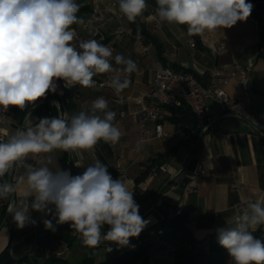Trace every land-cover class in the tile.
<instances>
[{"label": "crops", "instance_id": "0c3cea01", "mask_svg": "<svg viewBox=\"0 0 264 264\" xmlns=\"http://www.w3.org/2000/svg\"><path fill=\"white\" fill-rule=\"evenodd\" d=\"M146 2L148 8L138 18L155 42L132 32L127 18L119 10L118 0H88L90 11L81 16L85 21L83 25H89L88 28H83V25L74 27L82 40L96 39L104 45L109 44L113 49L111 63L114 68L124 67L115 63L116 54L131 58L138 66V70L130 75L119 73L121 80L127 77L131 81L130 86L119 95L108 83L117 72L93 77L96 84L92 88L79 85L63 88V93L67 92L78 111L90 109L95 99L103 97L108 102V110L116 113L112 123L122 135L114 144L102 141L110 152L106 159L107 167L114 180L121 179L127 183L139 205V214L149 221L138 237L130 238L128 246L121 247L115 242L102 241L94 250L95 259L97 262L109 261L123 251L136 249L141 241L145 242L148 238L160 241L163 232L159 224L172 218L170 215L173 210L182 206V214L190 218L187 227L195 239V250L201 252L198 264H213L208 247L218 242L217 230L234 226L249 202L264 200V137L253 128L249 120L222 116L214 101L209 102L207 113L212 121V131L201 128L197 137L193 133L185 134L167 119L168 113L165 112L160 121L165 135L155 137L154 123H148L151 134L141 141L140 127L134 116L140 109L138 97L149 92L157 65L161 64L162 59L167 66L197 74L205 85L209 84V75L214 70L227 72L235 63L248 66V113L250 120L264 122V41H260L261 25L250 15L246 21H238L231 28L199 35L200 45L191 46L188 43L191 38L181 27L176 23L161 22L156 16V8L150 5L149 0ZM97 14L102 17L101 21L93 20ZM96 32L103 36V41L95 36ZM79 41L76 38L75 43ZM140 46L146 48V51ZM59 81L62 80L56 83ZM214 82L230 96H237L240 92L235 80L225 86L220 78ZM41 102V99L37 100L31 109ZM144 102L150 106L153 100L145 97ZM31 109L21 111L15 106L9 107L8 119L1 125L6 139L18 128L24 129L25 117L29 116ZM63 113L69 117L66 112ZM29 122L33 123L30 116ZM97 153L96 145L92 150L84 152L83 159L75 153H66V168L60 163L64 154L60 150L30 156L26 163L37 168L47 165L53 171L63 169L76 176L83 174L86 167L98 160ZM49 156L51 163L48 162ZM199 169H204L206 173L195 177ZM24 171L22 167L14 169L11 183ZM143 175L145 177L141 179ZM167 180L170 181L166 183ZM13 199L19 200L20 197L14 194ZM7 203L6 200H0V224L4 218L6 220L0 227V252L8 246L15 264L41 263L49 256L77 263L84 259L87 246L83 244L80 234L70 227V223L57 224L53 217L54 206H49L52 208L50 214L30 209L35 224L29 222L21 229L14 219L4 213ZM44 220H52L54 230L46 229ZM257 229L264 233V226ZM101 231L106 234L108 230ZM178 245L176 239L169 240L163 250L151 253L150 264H173V251ZM40 246L42 254L37 257L35 253ZM231 263L232 258L227 251L225 264Z\"/></svg>", "mask_w": 264, "mask_h": 264}, {"label": "clouds", "instance_id": "9594fccd", "mask_svg": "<svg viewBox=\"0 0 264 264\" xmlns=\"http://www.w3.org/2000/svg\"><path fill=\"white\" fill-rule=\"evenodd\" d=\"M156 2L159 20L187 25L190 36L231 28L246 21L253 8L246 0ZM118 3L120 12L133 23L148 8L146 0ZM80 7L75 0H0V110L7 112L15 106L23 111L33 106L48 93L57 92V80L66 86L92 88L96 84L93 77L117 72L108 82L115 93L119 95L130 86V79L121 80L119 73L137 71L135 61L116 54L115 63L124 66L116 69L110 46L96 39L75 43L73 25L85 23L77 15ZM52 103L59 110V103ZM29 116L24 129L0 140V181L18 167L25 169L14 183L0 182V200L8 201L7 211L18 228L35 224L30 209L50 214L51 205L57 224L70 223L85 246L96 248L102 241L128 246L130 238L138 237L149 221L139 214L127 183L114 180L105 164L96 160L83 174L72 176L63 169L53 171L47 165L37 168L26 163L30 156L56 150L83 159L84 152L99 141L117 143L122 133L112 123L116 113L108 110L107 100L99 97L90 109L70 117L61 112L36 124L29 122ZM13 194L20 199H10ZM43 223L46 229L54 230L52 220ZM102 225L110 226L106 234H102ZM260 226H264V200L249 202L234 226L217 230L218 243L228 251L233 264H264V241L253 235Z\"/></svg>", "mask_w": 264, "mask_h": 264}, {"label": "trees", "instance_id": "16d2710c", "mask_svg": "<svg viewBox=\"0 0 264 264\" xmlns=\"http://www.w3.org/2000/svg\"><path fill=\"white\" fill-rule=\"evenodd\" d=\"M76 3L80 4V11L77 13L79 17L83 14H86L90 11L88 0H75ZM246 2L251 3L253 5L251 16L256 18L261 25L260 28V41H264V22H261V13L264 12V0H246ZM149 3L152 7L157 8L156 0H149ZM129 26L132 29L134 34H140L147 38H150L153 42L156 40L154 37L145 29L144 25L139 21V18L136 21L129 22ZM185 33L193 40L195 46L200 45L199 35L190 36L187 32V25H179ZM76 25H73V28ZM162 65H166V63L161 59ZM172 69L176 71H187L180 68H175L171 66ZM192 73V72H191ZM199 80V76L194 74ZM54 97L60 105L59 110L53 106L52 102H49L48 99ZM70 96L67 92H64L62 97L57 96L55 93H48L45 98H41L42 102L31 109V106H28L26 110H30V117L33 124L38 123L41 118H51L58 116L61 112H66L70 117L74 113H78L76 104L72 102L69 98ZM67 99V100H66ZM166 112L168 113V120L172 122L175 126L182 129L185 134L193 133L197 137L200 130L201 125L195 119L194 115L190 111L189 107L186 105H182L177 108H166ZM96 146L98 147V160L107 166L106 159H108L110 152L107 148V145L102 141H99ZM198 149V146H197ZM196 149V150H197ZM161 156H158L160 158ZM61 165L66 168V153L62 155L60 158ZM108 169V167H107ZM109 171V170H108ZM110 172V171H109ZM111 174V172H110ZM6 176V175H5ZM143 175L142 178H144ZM5 178V177H4ZM4 181V180H3ZM1 181V182H3ZM6 206V205H5ZM5 213V207H4ZM188 219L185 214H181L179 216H174L170 219L163 220L159 227L163 232V236H161L160 241H152V239L148 238L145 242H140L136 249L123 251L116 256H114L109 261L97 262L95 259V248L87 247V254L81 262H71L69 260L56 257L49 256L44 258L41 263L35 262V264H131L135 262H139V264H150L149 259L151 253L155 250H163L167 245L169 240L176 239L179 242V245L173 251L172 261L173 264H198L199 257L201 255L200 251L195 250V239L192 236L190 230L187 227ZM106 226V225H103ZM253 235L264 241V233L260 229H257ZM142 238V236H141ZM36 251L35 255L41 256V248ZM209 253L213 257V264H225V254L227 250L219 245L218 242H213L208 247ZM27 258H23L26 260ZM0 264H15V261L12 259L8 246L0 252ZM233 264V261L232 263Z\"/></svg>", "mask_w": 264, "mask_h": 264}, {"label": "built area", "instance_id": "2783aa9c", "mask_svg": "<svg viewBox=\"0 0 264 264\" xmlns=\"http://www.w3.org/2000/svg\"><path fill=\"white\" fill-rule=\"evenodd\" d=\"M94 21H101L102 17L100 15H95L93 17ZM261 22H264V12L261 13ZM89 25H83V28H88ZM76 38L82 40L79 37V32ZM100 41L104 38L99 33H95ZM138 41V38H137ZM191 46H194L192 39L188 41ZM109 46V44H106ZM222 45V43H221ZM143 51L146 48L140 46ZM250 68L248 66L242 65L240 63L233 64L227 72H222L220 70H214L209 75V84H203L193 73L187 71H176L170 66L158 64L154 77L151 81V86L149 92L145 96L138 97V103L140 105L139 111L135 114L134 118L139 125V134L141 141L147 139L151 134L150 129L147 127L148 123H154V135L155 137H162L165 135L160 121L163 119L166 108H177L182 105L189 107L190 111L194 115L195 119L202 126L201 128L212 131V121L207 115L208 104L214 101L218 104L220 112L224 117H241L243 119L249 120L253 128L264 137V122H255L250 120L248 113V107L250 104L249 96V83H250ZM220 78L222 84L225 86L231 80H235L240 92L237 96H230L223 87L218 86L214 80ZM57 96L63 94V88L66 87L65 82H57ZM62 93V94H60ZM149 100L156 99L153 101L152 105L148 106L145 104L144 99ZM60 114V113H59ZM9 115V110L4 112L0 110V140H6L5 134L2 132L1 125L7 121ZM109 172V171H108ZM110 173V172H109ZM204 169H199L194 175L195 177L204 176ZM111 175V174H110ZM8 203L5 208V213L8 218L13 219L12 213L7 211ZM182 206H177L172 214L173 216H179L182 214ZM54 217V214H53ZM190 220V218H188Z\"/></svg>", "mask_w": 264, "mask_h": 264}, {"label": "water", "instance_id": "95a60500", "mask_svg": "<svg viewBox=\"0 0 264 264\" xmlns=\"http://www.w3.org/2000/svg\"><path fill=\"white\" fill-rule=\"evenodd\" d=\"M48 101L49 102H53V101H56L57 102V100L54 98V97H52V98H49L48 99ZM153 101H157L156 99H154ZM200 137H201V135L198 137V139H197V144L199 143V139H200ZM197 144H196V146H197ZM195 149H196V147H195ZM195 149L192 151V153H191V155H190V158L193 156V154H194V152H195ZM11 176H12V174H7V176H6V181L7 182H10L11 183ZM170 180H167V182L166 183H168ZM163 188H164V185L160 188V190L158 191V194H157V197L159 196V194L161 193V191L163 190ZM14 198V194H13V196L10 198V199H13ZM156 203V202H155ZM5 218L2 220V222H1V224H0V227L5 223ZM101 229H103V230H109L110 229V226H103L102 225V228Z\"/></svg>", "mask_w": 264, "mask_h": 264}]
</instances>
